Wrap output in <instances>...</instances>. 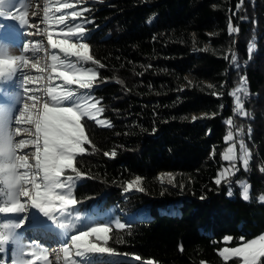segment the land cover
Instances as JSON below:
<instances>
[{"label":"trees","instance_id":"trees-1","mask_svg":"<svg viewBox=\"0 0 264 264\" xmlns=\"http://www.w3.org/2000/svg\"><path fill=\"white\" fill-rule=\"evenodd\" d=\"M82 7L89 54L104 65H87L99 72L100 118L113 126L82 121L91 144L76 156L77 171L62 176L73 177L79 202L65 215L76 229L108 223V240L92 241L125 256L91 264H225L218 251L226 236L236 244L264 231V0H93ZM230 24L239 31L230 35ZM242 77L246 117L234 115L229 95ZM229 130L251 159L217 185ZM169 171L174 182L165 184L159 174ZM135 177L139 189L123 199ZM241 180L252 186L248 201ZM138 210L148 216L122 218Z\"/></svg>","mask_w":264,"mask_h":264},{"label":"snow or ice","instance_id":"snow-or-ice-1","mask_svg":"<svg viewBox=\"0 0 264 264\" xmlns=\"http://www.w3.org/2000/svg\"><path fill=\"white\" fill-rule=\"evenodd\" d=\"M6 2L9 8H14L17 4L26 7L28 0H0V17L8 14L4 11ZM83 3L84 0L63 3L61 0H50L45 7L44 22L50 27L55 25L60 35V38L54 39L53 32L49 31L48 44L62 55L54 51L50 58V65L45 68L38 67V63L31 65L40 72L49 71L47 85L44 88L47 98L42 101V108L38 106L41 103V97L37 95L35 88L36 82L42 77H34L22 71L23 68L28 67L27 56H7L4 49L0 47V78L6 77L10 82L8 84L0 82V89H3L0 91V198H3L0 199V214H25L29 208H35L54 225L69 231L77 225L73 222L71 214L66 216L65 213L69 206L75 209L79 202L72 197L73 177L69 175L62 179V176L66 170L77 171L74 167L76 156L85 154V143L91 144L82 121L87 118L95 121L99 126H113L109 120L100 118L105 109L102 106V98L97 99L94 92V89L99 87L96 83L99 79V72L96 68L86 66L91 63L100 68L104 67L89 54L88 30L80 23L85 19L84 13L87 8L82 7L78 10L76 7V5L82 6ZM66 9L70 11L65 12ZM57 13L60 14L57 15ZM12 19L18 20L21 25H29L26 10L18 16H12ZM88 22L90 21L85 20V23ZM238 31V28L229 25L230 35ZM2 40L3 37L0 36V41ZM37 47H39V42H37ZM254 49L255 45H250L249 57ZM24 51L28 49L24 48ZM18 71L19 77L17 76ZM16 79H20L21 95L5 96V92L15 89ZM104 82V80L100 81V83ZM229 95L234 98V115L246 117L244 103L249 95L246 78L242 77L240 86ZM195 119L196 117H193V120ZM226 123L230 129L234 126L231 118ZM13 124L30 127L17 126L13 129ZM22 131L33 132V137L20 139L17 142L15 137L19 136ZM242 134L243 130L238 129L237 135ZM225 141L229 143V146L222 153V159L228 162L229 167L219 172L218 178L215 179L217 185L221 184V178L234 175L240 170L236 167L238 160L246 171L251 159V152L244 140L237 141L231 130L228 131ZM237 143L239 144V155L237 154ZM30 145L35 148L34 163H30L28 154H19L21 150ZM104 154L109 155V153ZM110 155L115 157L116 152L113 151ZM140 182L141 178L137 177L134 182L128 184V188L131 189L133 183L138 185ZM241 187L242 199L248 201L250 189L243 185ZM140 190L143 191V189ZM228 195H232L231 189ZM21 198H24V202ZM259 202L264 203V196L259 198ZM56 213H59V216ZM28 219V215L25 214L14 225L3 224V228L8 231L7 233L0 231V250L5 243L11 240L19 251V264H37L39 261H48L46 248L31 243L25 245L18 233L13 231V229L22 227ZM80 219L81 214L76 213L75 220L80 221ZM117 226L123 228L124 224L118 223ZM109 231L108 223H100L71 234L70 241L76 248V255L83 256L85 251L89 253L111 252L110 248L99 247L91 239L95 238L99 241L103 234V240L107 241ZM231 240L230 236L224 238L225 243ZM240 241L239 246L226 247L219 251L225 264L230 259L236 258L241 261V264H261V260L264 259V234L250 241H245L241 237ZM26 247L30 250L25 251ZM63 251L64 259L69 260V247L66 245ZM25 256L31 259L25 260ZM148 264H153V262L150 260Z\"/></svg>","mask_w":264,"mask_h":264},{"label":"rangeland","instance_id":"rangeland-1","mask_svg":"<svg viewBox=\"0 0 264 264\" xmlns=\"http://www.w3.org/2000/svg\"><path fill=\"white\" fill-rule=\"evenodd\" d=\"M91 1H93V0H84L83 4L91 2ZM39 2H45V0H39ZM61 2L62 3L63 2H72V0H61ZM17 6L21 7V5H19V4ZM40 6H41V4L39 5L38 0H28L26 7H22V9L18 12V14L11 15L10 11L7 10L9 5L6 2L5 7H4V11L8 14L0 17V36L3 37V40L0 41V47H2L4 49L5 54L7 56H20V55L27 56L28 60H29L28 67L23 68L22 71L24 70L23 71L24 73H27V74L32 75L34 77H36V76L42 77V79L37 81L36 85H35L37 95H39L41 97V103L38 106L42 108V101L44 99H46V95L44 93V87L45 86H44L43 80H44V77L47 76L49 71L45 70L43 72H40L37 69L32 68L31 65L33 63H38V67L45 68L47 65L50 64V61L47 58L48 52H46V51H48L52 48L48 44L47 34L49 31L53 32V38L54 39L60 38V35H59L55 25L50 27L49 25H47L44 22L43 18H44V14H45V7L47 5H44V7H42L43 8L42 10H41V8H39ZM79 6L80 5H76L77 8ZM25 10L27 11V19L29 20V25H21L18 20L12 19V16H18ZM64 11L69 12L70 10L66 9ZM59 14L60 13H57V15H59ZM22 28L25 29L26 31L20 30ZM37 42H39V47H37ZM24 48H27L28 51H24ZM56 52H57V54H60L58 50H56ZM60 55H62V54H60ZM88 67H93V66H88ZM93 68H95V67H93ZM19 75H20V73L18 71L17 76L19 77ZM0 80H2V83L8 81V79L6 77L0 78ZM5 84H8V83H5ZM19 85H20V79H16L15 85H14L15 89L10 90L9 92H5L4 93L5 96L6 95L10 96L13 94H15L17 96L21 95V89H20ZM29 87H33V85H29ZM2 91H3V89H2ZM29 103H31V102L29 101ZM17 126L22 127V128L23 127H30V126H26V125H15V124H13V129ZM33 132H34V129H33ZM33 132L22 131V133L19 136L15 137V140L18 142L20 139L32 138ZM228 146H229V143H228L227 147ZM237 146H238V143H237ZM227 147H226V149H227ZM34 152H35L34 146L30 145L28 148L21 150L19 152V154H28L30 163H34V160H35ZM237 154L238 155L240 154V150L238 151V147H237ZM239 162H240L239 160L236 162L237 168L239 166ZM227 167H229L228 162H226L222 165L220 171L223 170L224 168H227ZM168 173L169 172L160 173L159 179L165 184H172L174 182L175 174L170 172L172 174V177L170 179H168L167 178ZM230 176H232V175H228L227 177H230ZM136 178L137 177L133 178L129 182H126L125 188L122 190V198L123 199H126L128 193H131L134 190L139 189L140 183L138 185L133 183L132 188L131 189L128 188V184L134 182L136 180ZM221 179H225V178H221ZM238 184L241 188V197H242V187L241 186L243 185V186L249 187L250 198H251V196H252L251 184L249 182H246L245 180L238 181ZM261 196H263V195H261ZM0 199H3V198H0ZM21 200H22V202H24V198H21ZM31 209L37 214L34 221L36 222V220H38V222H39V223H37L38 225L46 226V228H48L51 225L50 220L47 217H44L39 212L38 209H35V208H31ZM140 211L142 212V210H140ZM140 211H139V213H140ZM94 213L97 214L98 216H101L100 213H97V212H94ZM25 214H27L29 217L28 221L25 222V224L22 227L13 229V231L15 230L18 233L19 237L23 240V243L25 245H29L31 243V244L39 245L41 247L42 240L32 239L31 229H30L29 225L33 224V222L31 220V215H30L29 210H27V212ZM25 214H0V231H5L7 233L8 230L3 228V224L7 223L9 225H14L15 222H18L22 218V216ZM146 216H148V214L145 212L144 215H142V217L146 218ZM90 227H87L85 225V226H81L80 229H76L77 228L76 227L70 231L67 229H64L63 239H64L65 243L63 244L62 242H60L54 248L52 246L51 241H50L48 247L49 248L51 247V250H52L51 256L48 255V257H49L48 261H39V262H37V264H54V263H52V258L56 261L57 264H64L65 253H64L63 249L66 245L70 249V255L72 257L75 256L74 260H77L76 258L80 257L82 260H84V262L85 261L93 262L97 258L100 259V258H104V257L109 256L111 252H109V253H89V252L85 251L83 256H77L76 255V248L74 245L71 244L70 235L76 234L78 231H83V230H86ZM261 234H264V231L262 233L256 235V236L252 237V238L244 239V240L250 241L253 238L259 237ZM226 237H229V236H226ZM101 239H103V234L101 236ZM231 241L228 243H225L219 249V251L226 248V247L227 248H233V247L239 246L241 243V241H240L239 243L232 244ZM94 243H96V242H94ZM97 245L99 247L108 248V247H106L102 244H99V243H97ZM28 250H30V249L26 247L25 251H28ZM7 258H8V260L6 261ZM24 259L28 260V259H31V257L25 256ZM19 260H20V258H19L18 249H16V245L13 244L11 242V240H9L7 243H5L3 245L2 250H0V264H19ZM83 264H87V263H83ZM202 264H210V263L203 262ZM227 264H241V261L238 258L230 259L227 262ZM261 264H264V259L261 260Z\"/></svg>","mask_w":264,"mask_h":264},{"label":"built area","instance_id":"built-area-1","mask_svg":"<svg viewBox=\"0 0 264 264\" xmlns=\"http://www.w3.org/2000/svg\"><path fill=\"white\" fill-rule=\"evenodd\" d=\"M112 259H115V260H119V259H123V255L120 253V252H115L113 251L112 252ZM139 258L138 257H135V260H138Z\"/></svg>","mask_w":264,"mask_h":264},{"label":"water","instance_id":"water-1","mask_svg":"<svg viewBox=\"0 0 264 264\" xmlns=\"http://www.w3.org/2000/svg\"><path fill=\"white\" fill-rule=\"evenodd\" d=\"M169 172H171V171H169ZM171 173H173V172H171ZM174 174V173H173ZM138 214H139V212H137V211H135V212H133L132 213V216L130 217V218H128L127 219V221H133V220H137V219H139L140 218V216H138ZM141 219V218H140Z\"/></svg>","mask_w":264,"mask_h":264},{"label":"bare ground","instance_id":"bare-ground-1","mask_svg":"<svg viewBox=\"0 0 264 264\" xmlns=\"http://www.w3.org/2000/svg\"><path fill=\"white\" fill-rule=\"evenodd\" d=\"M50 51V50H49ZM24 71V70H23ZM0 82H2V80H0ZM172 177V174L169 172L167 175V178L170 179ZM39 223L38 220H36V224ZM47 224V223H46ZM37 227V226H35Z\"/></svg>","mask_w":264,"mask_h":264}]
</instances>
